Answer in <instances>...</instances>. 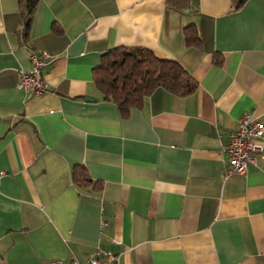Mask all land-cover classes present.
Listing matches in <instances>:
<instances>
[{
  "label": "crops",
  "instance_id": "obj_1",
  "mask_svg": "<svg viewBox=\"0 0 264 264\" xmlns=\"http://www.w3.org/2000/svg\"><path fill=\"white\" fill-rule=\"evenodd\" d=\"M24 21L0 0V264L99 248L116 264H264V158L227 174L224 152L243 113L264 120V0H38ZM124 47L176 61L195 90L157 87L123 115L93 73ZM43 51L48 89L25 93Z\"/></svg>",
  "mask_w": 264,
  "mask_h": 264
},
{
  "label": "trees",
  "instance_id": "obj_2",
  "mask_svg": "<svg viewBox=\"0 0 264 264\" xmlns=\"http://www.w3.org/2000/svg\"><path fill=\"white\" fill-rule=\"evenodd\" d=\"M245 0H232L238 8ZM38 0H19L22 20L27 24ZM188 44H197L195 30L187 29ZM94 82L103 99L113 101L125 115L131 107H139L155 88L161 87L177 95L185 96L196 88L195 81L173 60L160 59L151 51L140 47L114 48L107 52L94 68ZM73 180L79 187L95 186L85 168L75 165Z\"/></svg>",
  "mask_w": 264,
  "mask_h": 264
},
{
  "label": "built area",
  "instance_id": "obj_3",
  "mask_svg": "<svg viewBox=\"0 0 264 264\" xmlns=\"http://www.w3.org/2000/svg\"><path fill=\"white\" fill-rule=\"evenodd\" d=\"M29 58L31 67L20 72L17 88L25 93L39 95L48 89L41 70L48 62L49 55L44 51L39 54L32 52ZM224 152L228 165L227 174H243L257 158H264V120L257 119L251 112L243 113L236 128L228 135ZM50 264L63 263L52 261ZM68 264H116V256L111 251L99 248L85 263L74 260Z\"/></svg>",
  "mask_w": 264,
  "mask_h": 264
}]
</instances>
